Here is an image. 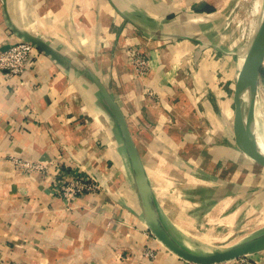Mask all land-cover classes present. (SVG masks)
I'll use <instances>...</instances> for the list:
<instances>
[{
	"label": "crops",
	"instance_id": "0c3cea01",
	"mask_svg": "<svg viewBox=\"0 0 264 264\" xmlns=\"http://www.w3.org/2000/svg\"><path fill=\"white\" fill-rule=\"evenodd\" d=\"M231 2L0 0V50L27 34L61 59L36 49L20 76L0 73V264H184L146 227L119 129L91 74L121 110L176 241L205 239L192 234L217 220L233 226L264 197V167L234 140L248 48L229 44ZM135 50L147 56L143 73ZM261 112L264 60L250 122L258 147ZM16 159L44 171H23ZM59 172L96 177L102 188L67 204L51 187ZM148 247L154 259L143 255ZM250 258L264 264V250Z\"/></svg>",
	"mask_w": 264,
	"mask_h": 264
},
{
	"label": "water",
	"instance_id": "95a60500",
	"mask_svg": "<svg viewBox=\"0 0 264 264\" xmlns=\"http://www.w3.org/2000/svg\"><path fill=\"white\" fill-rule=\"evenodd\" d=\"M23 41L28 42L38 51L43 52L57 62L59 56L46 43L27 34H21ZM264 60V12L249 47L244 55L238 72L234 92L233 133L237 147L250 159L264 167V154L255 144L250 134V122L253 116L254 102L261 65ZM91 80L119 129L121 139L133 173L134 184L139 195L143 219L147 229L167 250L184 262L195 264H215L250 256L264 250V232L236 243L226 249L211 253H196L176 241L162 224L153 202L150 186L147 182L142 163L131 139L126 120L99 79L91 74Z\"/></svg>",
	"mask_w": 264,
	"mask_h": 264
},
{
	"label": "rangeland",
	"instance_id": "374dc122",
	"mask_svg": "<svg viewBox=\"0 0 264 264\" xmlns=\"http://www.w3.org/2000/svg\"><path fill=\"white\" fill-rule=\"evenodd\" d=\"M231 1L232 2L227 9L229 21L228 28H231L230 30L234 35L232 37L233 39L229 41V44L233 45L234 49L237 48L239 50L243 48L246 50L249 47L252 37L260 22L261 12H264V0ZM256 9L258 12H256ZM262 119L264 124V116ZM262 131H264V125L263 129H261V132ZM258 138L263 143V137L259 136ZM262 143L258 145L259 148L264 149V145H262ZM262 196L263 195L255 196L256 198H254L252 201L253 204L249 203L246 205L247 207H245V211L241 215L242 217L233 226L227 227L225 224L222 225L220 222H218L221 220H217L216 225L211 223L210 226L202 229V231L198 233L194 232L193 234L191 233L192 235H204L206 236L205 239H200L197 237L194 239L190 238L187 241L188 243H185L187 246H183L186 248L189 247V250L191 248V251L196 253H211L218 249L229 248L238 242L244 241L264 232V197ZM235 207V205L231 206L229 209H227V212L224 213V215L234 210ZM251 212L255 213V216L258 215V220H253L252 216L250 215ZM188 237H190V233H188ZM223 237H225V239H223L224 241H216V239L221 240ZM200 240H203L204 242L202 243ZM180 244L182 245V243Z\"/></svg>",
	"mask_w": 264,
	"mask_h": 264
},
{
	"label": "built area",
	"instance_id": "2783aa9c",
	"mask_svg": "<svg viewBox=\"0 0 264 264\" xmlns=\"http://www.w3.org/2000/svg\"><path fill=\"white\" fill-rule=\"evenodd\" d=\"M36 48L28 42L19 40L12 43L7 49L0 50V73L6 77L20 76L26 66V63L31 59L35 53ZM130 58L133 59L134 65L139 73H143L147 67V56L138 50H135ZM14 163L26 172H42L44 166L40 163H33L16 159ZM68 173L59 172L58 175L53 176L51 187L58 195L69 203L74 197L83 196L85 194H94L101 190L102 186L96 177H88L82 174H71V178L67 177ZM143 255L146 258L154 259L155 251L152 248L145 249ZM250 256H243L241 258L215 263V264H259L252 260ZM184 264H195L184 262Z\"/></svg>",
	"mask_w": 264,
	"mask_h": 264
},
{
	"label": "bare ground",
	"instance_id": "6f19581e",
	"mask_svg": "<svg viewBox=\"0 0 264 264\" xmlns=\"http://www.w3.org/2000/svg\"><path fill=\"white\" fill-rule=\"evenodd\" d=\"M256 8H257V3H256ZM256 12H257V9H256ZM262 15H263V13H262ZM262 15H261V17H262ZM257 16V15H256ZM262 114L261 115H263L264 116V112H261ZM257 142H258V144H260V143H262L261 141H260V139L259 138H257ZM262 145H264V138H263V143H262ZM260 150L262 151V153L264 154V149L262 148H260ZM239 243V242H238ZM190 250H191V248H190Z\"/></svg>",
	"mask_w": 264,
	"mask_h": 264
}]
</instances>
